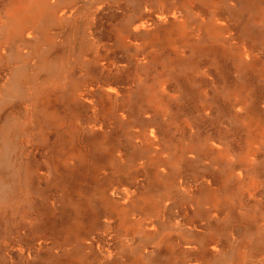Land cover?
Wrapping results in <instances>:
<instances>
[{"label": "rangeland", "instance_id": "rangeland-1", "mask_svg": "<svg viewBox=\"0 0 264 264\" xmlns=\"http://www.w3.org/2000/svg\"><path fill=\"white\" fill-rule=\"evenodd\" d=\"M35 2L0 0V264H264V0Z\"/></svg>", "mask_w": 264, "mask_h": 264}, {"label": "bare ground", "instance_id": "bare-ground-1", "mask_svg": "<svg viewBox=\"0 0 264 264\" xmlns=\"http://www.w3.org/2000/svg\"><path fill=\"white\" fill-rule=\"evenodd\" d=\"M35 6H36V9H37V11H38V13H39V16L42 18L43 16H45V14L47 13V11H48V5L46 4V2H45V0H36V2H35ZM25 25V24H24ZM24 25H21L19 28H15V29H13V31H12V34L13 35H19L20 34V32H22L23 33V31H24ZM27 28V27H26ZM30 29V28H29ZM29 31V30H28ZM63 174H65V173H63L62 172V175ZM62 177H64V176H62Z\"/></svg>", "mask_w": 264, "mask_h": 264}]
</instances>
